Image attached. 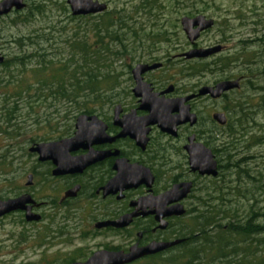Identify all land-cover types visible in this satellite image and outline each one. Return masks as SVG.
<instances>
[{"label": "rangeland", "instance_id": "obj_1", "mask_svg": "<svg viewBox=\"0 0 264 264\" xmlns=\"http://www.w3.org/2000/svg\"><path fill=\"white\" fill-rule=\"evenodd\" d=\"M65 1L25 0L22 11L0 17V53L4 58L34 53L29 59L34 64L35 55L45 53L47 60L65 59L74 38L92 39L94 26L113 18L125 24L120 33L125 34L121 39H124L126 51L122 59L113 63L106 56L107 60L101 67V71L115 70L120 75L116 80L118 86L108 91L107 96L127 98L126 93L132 85L127 81L124 66L128 64L133 68L141 62V55L145 61L152 59L161 63L162 68L156 76L169 80L167 84L175 85L184 93L199 90L226 77H243L240 89L227 94L225 99L190 104L199 117L195 131L197 142L206 144L209 135L220 132V140L207 147L217 148L225 143L226 129L223 131L211 119L216 112L231 119L230 130H235L238 137L234 145L236 151L228 152L230 157L226 159L221 152L215 154L222 169L215 179H198L194 196L208 205V196L216 197L215 190L222 189V209L235 210L240 224L248 219L254 224L264 225V47L256 46L261 38L264 40V0H96L107 6L106 12L83 21L73 20L75 17L71 16ZM198 15L212 19L215 26L200 36L197 47L221 46L223 49L205 60L180 59V54L191 49L180 20ZM110 47L114 49L115 46L111 44ZM225 59H229L230 63L223 62ZM215 63L221 64V67L215 68ZM191 67L198 68L196 75L189 70ZM27 77L31 80L30 75ZM32 108L33 115L38 113L34 117L43 120L42 117L46 116L48 122L36 125V118H28L24 109L19 113V120L12 122L7 134H0V200L30 194L37 202L45 203L37 213L46 218L38 224L25 222L19 214L0 220V264H64V259L76 248L121 243V237L117 235L91 240L80 234V231L87 230L91 220L89 216L82 214V219H62L63 211H77L86 202L83 203L82 198L72 207H57L58 199L65 190V181H43L46 179L43 176L45 167L28 149L33 144L56 141L49 139V133L57 128L58 131L63 130L66 120L62 117L66 113L70 115L72 107L49 101L44 106ZM28 113L31 115L30 111ZM40 137L49 140L36 141ZM170 158L176 166L183 162L180 154ZM234 164L237 169L232 168ZM32 171H36L37 177H33L32 185L26 187L27 177ZM54 199V205L50 204ZM195 206L197 213L194 216L205 210L199 203L195 202ZM193 217L182 222L191 231L198 223ZM261 237L264 238V234L252 236V240L239 244L236 260L243 258L242 264L256 263L260 256L256 239ZM247 246L249 249L245 253L240 250ZM201 257L203 263L210 264L215 254L209 252ZM180 261L172 263L168 258L157 264H183L186 259Z\"/></svg>", "mask_w": 264, "mask_h": 264}, {"label": "flooded vegetation", "instance_id": "obj_2", "mask_svg": "<svg viewBox=\"0 0 264 264\" xmlns=\"http://www.w3.org/2000/svg\"><path fill=\"white\" fill-rule=\"evenodd\" d=\"M203 33H201L200 36ZM197 41L192 45L190 44L191 49H199L197 47ZM202 49H210V47ZM183 55L184 54H180L178 57L180 59H185L183 58ZM153 63L156 62L152 59L145 61L141 55V62L138 64L152 65ZM161 68L145 72L141 75L140 98H135L132 94L133 80L130 77L132 86L129 87V91L126 93L127 98H117L112 102V104H107L105 109H95L93 116H96L97 119L105 126L104 137L97 140L98 142L91 146L90 149L92 151L79 150L71 153V156L73 157H82L91 153L93 157L92 164L90 166L79 174L53 177L51 174L54 168L53 165L49 162H45L41 165L42 167H45L46 170L43 175L46 179L43 181H65V190L58 199L57 207H61V209L72 207L82 198L84 199L82 202H86L77 211H63L62 219H82L81 216L84 214L85 216H89L91 220L86 227L87 230L80 231V234H84L85 237L88 236L91 240H95L99 237L102 238L103 236L108 237L111 235H117L121 237L120 240L122 241L117 245L112 243H103L92 247L76 248L67 256L66 259H64V264H84L94 254L99 252H122L123 254H127L132 247L142 249L151 243H172L181 241L163 252L143 256L140 259L129 263L157 264L162 260H166L177 255L181 251L182 244L191 240L188 236L191 229L189 227L187 228L182 222L184 219L192 218L193 214L197 213L195 202L199 203V198L194 196L197 180L212 179L210 177L200 176L197 173L191 172L187 163V155L183 150V147L186 144L185 141L188 137L194 135L195 141H198L195 134L196 128L199 125L198 114H196L198 119L197 124L193 127L188 125L179 127L178 136L176 138H172L161 133L156 126L143 128L141 127V122L142 119L148 115V113L142 108V102L146 98H152L154 101H158L160 99L173 100L183 98L191 94H196L198 90L195 91V89H192L190 93H184L181 92V90L179 91L175 85L167 84V80L164 81L161 77L156 76V73H158ZM225 80H239L240 87L244 82L243 77H226L217 82ZM217 82L206 86H213ZM142 83L148 87H143ZM231 92H228L227 94ZM227 94L223 95L218 100L225 99ZM209 99L210 98L208 96L197 98L191 101L190 104L201 100L207 101ZM116 108H118L117 117H115ZM127 118L128 121L126 123V127L129 135L120 136L123 127L119 124V122H123ZM144 129H148V133L146 135H143ZM142 138L146 141L144 148L141 144ZM179 154L182 156L183 162L181 165H177V167L172 164L170 157L171 155ZM141 168L147 169L153 179L149 188H147L143 183V181H145V177H141ZM31 173L32 174L29 175H31L33 180V177H37V173L36 171H32ZM32 180L30 186L32 185ZM115 180V184L110 186L108 191L105 193L106 186L108 184H112ZM182 183L191 184L189 194L183 200L178 202V204L183 207L185 213L180 217L166 218V228L159 229V222L155 220V215L151 214V211H156L157 208L152 206H144L143 208L141 201H145L146 198L153 199L169 190L172 186ZM75 187L79 188L76 197L65 199V192ZM28 195L35 203L32 205L31 211L34 214L39 215L40 220L38 222L27 223L38 224L43 222L46 216L40 215L37 212L45 203H39L32 197V195ZM54 201L55 199L52 200L50 204L54 205ZM12 214L22 215L24 219V212L17 211L3 216L0 220H3ZM125 217H131V222L128 226L122 229L112 227L98 228L96 226L98 223L117 221ZM185 234L187 235L183 236ZM195 236L198 235L196 234L194 237Z\"/></svg>", "mask_w": 264, "mask_h": 264}, {"label": "trees", "instance_id": "obj_3", "mask_svg": "<svg viewBox=\"0 0 264 264\" xmlns=\"http://www.w3.org/2000/svg\"><path fill=\"white\" fill-rule=\"evenodd\" d=\"M88 17L92 18V16L75 17L73 20L83 21ZM123 25L125 24L115 21L113 18L104 22L100 21L94 26L92 39L89 40L87 37L80 40L73 39L68 46L69 50L65 59L47 60L45 53H37L34 64L29 61L34 53L18 54L5 59L4 63L0 65V134H7L13 123L19 120L20 111L26 109L28 118L34 117V115L38 116V113L32 114V107L44 106L47 102L52 101L60 106L62 104L72 107V113L70 115L66 113L62 117L66 120L63 130L58 131L57 128L49 133L51 135L49 139L60 140L71 136L73 124L79 115H93L95 109H105L107 104H112L115 98L107 96L106 93L118 86L116 80L120 75L115 70L101 71V67L107 60L106 56H109L110 63L122 59L126 51L124 39H121L125 34L120 33L123 30ZM259 42L255 41L256 46L264 47L262 38ZM19 43L21 44V41ZM111 44L115 46L114 49L110 47ZM223 62L229 64L230 60L225 59ZM216 67L220 68L221 64L215 63ZM189 70L193 72V75H196L198 68L191 67ZM124 71H126L127 81L130 82L131 66L125 64ZM27 75H30L31 80ZM257 89L260 90V87ZM55 114H59V112L55 111ZM34 118H36L34 120L36 125L48 122L46 116L42 117L43 120ZM221 128L223 131L226 129V141L223 140L225 143H221L217 148L209 149L214 156L221 152L227 159L230 157L229 151H236L234 145L238 137L235 136V130H230L231 119L229 117H227L226 125ZM220 137V132L212 133L204 145L209 146L212 142L220 140ZM49 139L40 137L36 141L45 142ZM232 168L237 169L238 167L234 164ZM220 169L222 167L218 164V171ZM215 192L216 197L208 196V205L206 202L198 200L201 208H205V210L200 211L199 215L192 216L193 219L198 220V223L193 231L188 233L191 240L182 244L177 257L169 258V262L178 263L184 258L186 262L183 264H206L203 263L201 255L210 252L215 254V258L209 262L210 264H242L243 258L236 260L238 245L245 240H252V236L264 234V225L254 224L248 219L240 224L236 218L235 210L222 209L220 207V202L223 201L222 189H217ZM262 216L264 217V215ZM186 227L188 228L187 225ZM196 234L198 236L194 237ZM256 242L259 244L260 256L254 264H264V238H258ZM248 249L247 246L241 247L240 250L245 253Z\"/></svg>", "mask_w": 264, "mask_h": 264}, {"label": "water", "instance_id": "obj_4", "mask_svg": "<svg viewBox=\"0 0 264 264\" xmlns=\"http://www.w3.org/2000/svg\"><path fill=\"white\" fill-rule=\"evenodd\" d=\"M72 17H87L102 14L107 10L104 3L96 0H66ZM25 8V0H1L0 1V17H5L11 12H19ZM180 26L189 44H194L200 37V34L211 29L214 26L212 19H207L202 15L192 18L183 17L180 20ZM222 47L216 46L210 49H191L183 55L186 60H204L213 55L220 53ZM5 61L4 56L0 53V65ZM161 68V63H153L152 65L137 64L131 69V77L134 83L132 94L135 98L141 96V75L148 71H153ZM143 87H148L142 83ZM240 87L239 80L220 81L213 86H203L196 94H191L183 98L173 100L160 99L154 101L152 98H146L142 102V108L148 115L142 119L141 127L148 128L156 126L158 130L172 138L178 136V129L181 126L188 125L193 127L197 124V116L191 111L190 102L201 97L208 96L212 100H218L222 95L238 90ZM115 117H117L118 108H116ZM211 119L218 126L226 125L227 119L223 113L216 112L212 114ZM128 118L123 122H119L123 127L120 136L129 135L126 123ZM105 126L101 121L93 115H79L74 122V132L69 138L60 139L46 143H37L31 145L28 149L30 154L37 156L39 163L49 162L53 165L52 176L60 177L71 174H79L84 169L92 164V154L89 153L82 157H73L71 153L79 150L92 151L90 148L97 143L99 139L104 137ZM148 133V129H144L143 135ZM142 147L144 148L146 141L142 138ZM187 155V163L189 170L197 173L200 176L217 178L218 166L212 151L202 143L195 141V136L187 138L186 144L183 147ZM145 177L143 183L149 188L153 179L147 169L141 168V177ZM32 177H27L26 186H30ZM108 184L105 188V193L109 187L114 185ZM78 187L72 188L65 192L64 198H74L77 195ZM191 184L182 183L172 186L166 192L151 199L146 198L141 201V205L146 207H156V211H151L155 215V220L159 222V229H165L167 223L166 218L183 216L185 211L178 204L190 192ZM34 201L28 194H23L15 199L0 201V218L10 213L17 211L24 212V220L26 222H38L40 216L34 214L31 209ZM131 222V217L121 218L117 221L98 223L96 226L112 227L122 229L128 226ZM181 241L172 243H151L145 248L137 249L132 247L129 253L122 252H99L94 254L84 264H129L143 256L153 255L163 252L166 249L173 247ZM77 264V263H75Z\"/></svg>", "mask_w": 264, "mask_h": 264}]
</instances>
